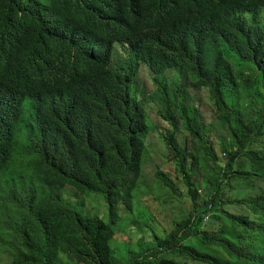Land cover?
Instances as JSON below:
<instances>
[{"label": "trees", "instance_id": "obj_1", "mask_svg": "<svg viewBox=\"0 0 264 264\" xmlns=\"http://www.w3.org/2000/svg\"><path fill=\"white\" fill-rule=\"evenodd\" d=\"M142 67L182 130L159 132L177 174L154 178L168 199L180 181L191 204L167 230L135 215L152 129ZM180 68L228 127L218 154L171 92ZM245 94L259 104L249 118ZM66 186L102 196L106 220L67 203ZM135 228L151 239L118 252ZM0 247L6 264H264V0H0Z\"/></svg>", "mask_w": 264, "mask_h": 264}, {"label": "rangeland", "instance_id": "obj_2", "mask_svg": "<svg viewBox=\"0 0 264 264\" xmlns=\"http://www.w3.org/2000/svg\"><path fill=\"white\" fill-rule=\"evenodd\" d=\"M179 73V81L170 84L171 92L184 97L182 99L184 104L194 106V108L197 109L196 123L197 125L204 126L205 129H211L208 133L209 141L218 154L221 138L224 139V143H229L230 135L228 127L227 125L218 122L214 110L211 108L208 91L205 88L199 89L195 85L194 79H192L190 75L182 72L181 68ZM242 74L243 76L249 75L250 78L253 77L252 73L249 71L243 72ZM172 76L175 77V75ZM254 85H260V83L254 82ZM179 87L180 89H183V92L175 90ZM134 89L139 92H137L139 96L143 97L147 115L150 117L151 121L150 128H152L147 134L148 147L150 150L149 160L144 166L142 183L139 188L135 190V199L139 203L135 209V215L140 218L141 224L146 225V223L154 221L160 230H167L172 221L178 220L186 215L191 209V204L184 195L185 189L182 187L180 181H178L177 184L181 196H178L179 198L173 197L172 199H168V195H170L169 191L162 188V185L154 178V172L157 168L169 172L174 181L177 174L172 162L168 161V151L165 148L163 139L160 138L159 132L166 133L173 129L171 127V122L174 125L179 126L180 131L182 130L174 105L170 101L168 103L170 105L169 115L172 118L171 122L164 120L160 116L159 110L162 108L163 104V93L158 87V83L153 81L147 68H141L139 75L134 82ZM237 104L239 105L240 112L247 118L252 117L254 114L253 111H257L259 108V104H257L254 98L249 94H245L239 98ZM155 127L158 128V131H155ZM202 132H204V130ZM184 139L187 142V152L190 151L199 153L201 156L203 155L201 141L199 139H194L190 136H187ZM201 160L203 165L199 169V175L196 180L199 185V196L205 198V195L208 193V184L203 181V178L206 179L208 175L205 168L208 161L205 158ZM226 195L231 196L229 193ZM63 198L67 203L76 207L85 215L97 216L106 220V204L102 196L94 194L81 195L72 186H66L63 188ZM150 224L154 228L152 223ZM141 237H143L144 241L151 239V235L140 228H135L131 232L124 231L119 237L120 241L117 251L122 252L129 244L134 246ZM8 260L9 256L0 247V264H6Z\"/></svg>", "mask_w": 264, "mask_h": 264}]
</instances>
